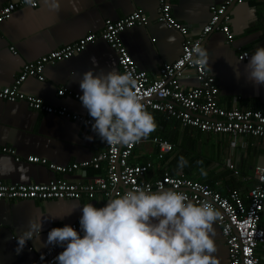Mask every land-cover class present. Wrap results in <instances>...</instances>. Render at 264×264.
Here are the masks:
<instances>
[{
    "label": "crops",
    "instance_id": "obj_1",
    "mask_svg": "<svg viewBox=\"0 0 264 264\" xmlns=\"http://www.w3.org/2000/svg\"><path fill=\"white\" fill-rule=\"evenodd\" d=\"M16 1L0 0V8ZM224 1L173 0L172 15L187 25L190 36L195 38L208 22L210 7ZM59 4V11H53L41 0L36 8L20 7L0 23V88L10 85L25 63L73 43L88 33H99L106 20L123 19L136 9L146 15L147 23L123 31L121 41L138 68L157 75L163 65L175 61L180 55L179 35L156 20L157 0H59ZM226 15L229 17L230 42L219 31L207 34L201 43L210 55L209 67H205L216 77L218 100L222 107L264 113V85L256 86L243 75L244 67L256 49L264 47L262 1L244 0L241 4H233L226 10ZM10 48L16 54H12ZM243 51L249 53V58L238 60ZM235 68L241 72L239 78ZM89 70L96 73L118 70L116 55L103 40L98 39L66 61L46 66L43 82L28 78L19 90L42 99L48 105L65 107L72 115L87 116L89 114L79 100L83 94L79 80ZM180 84L184 90L196 86L193 73L186 71ZM60 87L79 95L78 98L59 97L57 91ZM150 113L156 130L136 144L131 157L133 163H151L146 179L154 180L165 172L183 174L223 196L232 189L244 195L254 185V168L263 163L262 140L251 136H209L183 128L157 113ZM88 136L93 139L87 140ZM154 138L172 145V150L162 159L157 158L158 148L152 142ZM0 147L12 148L21 159L17 162L14 156L0 153V181L26 185L46 184L59 176L44 166L27 163L24 161L26 156L44 158L49 163L64 166L99 155L104 143L91 126L33 111L22 101L0 99ZM181 156L187 161L183 168L179 166ZM101 173L87 168L61 178L72 183H86ZM89 203L99 208L106 201L99 193L92 199L78 201L0 200V264H33L46 249L30 241L31 251L24 248L21 254H16L15 238L27 229L30 218L40 216L45 221L41 240L46 241L52 228L79 223L81 208ZM259 226L264 228V206ZM213 228L217 248L214 255L220 264H228L226 247L215 223ZM256 256L258 264H264V248H258Z\"/></svg>",
    "mask_w": 264,
    "mask_h": 264
},
{
    "label": "built area",
    "instance_id": "obj_2",
    "mask_svg": "<svg viewBox=\"0 0 264 264\" xmlns=\"http://www.w3.org/2000/svg\"><path fill=\"white\" fill-rule=\"evenodd\" d=\"M40 1L35 0V7L25 5L23 0L4 5L0 8V23L9 19L16 9L36 8ZM243 1L225 0L221 5L211 6L207 24L194 38L190 36L187 25L173 17V0H157L156 20L175 31L181 39L179 57L163 65L157 75H150L140 70L121 41L123 31L147 23L146 15L140 9H136L123 19L106 20L99 33H88L73 43L25 63L12 83L0 88V99L7 102L22 101L33 111H41L47 115H55L91 126L94 121L89 115H72L65 107H54L44 103L38 97L20 92L19 87L28 78L43 82V72L46 66L70 59L99 39L114 51L117 72L123 74L131 71L137 78V94L148 112L157 113L167 120H173L183 128H191L209 136H251L262 140L264 144V113L259 110L222 107L218 100L216 77L206 67L193 65L189 56L194 44L196 42L201 44L205 36L212 31H219L225 36L227 42H230L229 17L226 15V10L229 6L241 4ZM261 1L264 21V0ZM9 50L12 54H16L13 48ZM248 58L249 53L244 51L238 55V60L241 61ZM186 71L193 73L196 86L184 90L180 80ZM57 95L59 97L71 96L75 99L79 96L65 87H60ZM152 142L158 148V159H162L172 150V145L166 140L154 138ZM135 146L136 144L109 146L104 143V148L99 155L64 166L49 163L44 158L28 155L24 161L44 166L47 170L58 174V178L46 184H5L0 181V200L78 201L92 199L99 193L107 203L117 194L122 195L135 186L151 185L153 191L163 186L165 189L184 192L191 201L197 204L207 199L220 212L222 219L215 224L226 247L228 264H258L256 250L264 248V228L259 226L264 206V151L263 163L254 168V185L244 195L232 189L223 196L206 184L187 178L183 174L172 175L165 172L154 180L146 179L151 163L131 162ZM0 153L14 156L17 162L21 160L10 147H0ZM87 168L102 173L90 178L86 183H72L61 178L62 175L79 173ZM70 226L80 231L79 223H72ZM25 249L32 250L30 241ZM61 251L63 249L60 247L46 248L33 264H50ZM41 255L45 256L44 260L40 259Z\"/></svg>",
    "mask_w": 264,
    "mask_h": 264
},
{
    "label": "clouds",
    "instance_id": "obj_3",
    "mask_svg": "<svg viewBox=\"0 0 264 264\" xmlns=\"http://www.w3.org/2000/svg\"><path fill=\"white\" fill-rule=\"evenodd\" d=\"M44 2L50 10L59 11V0ZM23 3L35 7V0ZM189 56L193 65L209 67V52L200 42L194 44ZM234 71L239 78L240 70ZM243 75L256 86L264 85V47L256 49ZM79 88L83 93L79 100L94 121L91 129L103 143L132 146L156 130L154 117L137 94L138 80L131 71L89 70L79 80ZM186 164L181 156L179 166ZM81 213L79 232L70 225L52 228L46 241L41 240L45 221L40 216L30 218L27 229L16 238V254L32 241L41 248L63 249L50 264H220L214 255L213 225L222 216L207 199L197 204L181 191L135 186L102 207L83 205Z\"/></svg>",
    "mask_w": 264,
    "mask_h": 264
},
{
    "label": "trees",
    "instance_id": "obj_4",
    "mask_svg": "<svg viewBox=\"0 0 264 264\" xmlns=\"http://www.w3.org/2000/svg\"><path fill=\"white\" fill-rule=\"evenodd\" d=\"M161 116V115H160ZM162 117V116H161ZM164 118V117H163Z\"/></svg>",
    "mask_w": 264,
    "mask_h": 264
}]
</instances>
